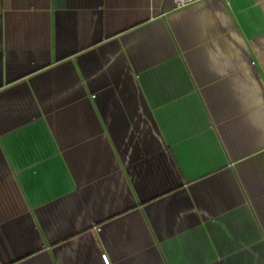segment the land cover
Listing matches in <instances>:
<instances>
[{
	"label": "crops",
	"instance_id": "obj_1",
	"mask_svg": "<svg viewBox=\"0 0 264 264\" xmlns=\"http://www.w3.org/2000/svg\"><path fill=\"white\" fill-rule=\"evenodd\" d=\"M0 264H264V0H0Z\"/></svg>",
	"mask_w": 264,
	"mask_h": 264
},
{
	"label": "built area",
	"instance_id": "obj_2",
	"mask_svg": "<svg viewBox=\"0 0 264 264\" xmlns=\"http://www.w3.org/2000/svg\"><path fill=\"white\" fill-rule=\"evenodd\" d=\"M174 1V4H175V7H181V6H184L190 2H193L195 0H173Z\"/></svg>",
	"mask_w": 264,
	"mask_h": 264
}]
</instances>
